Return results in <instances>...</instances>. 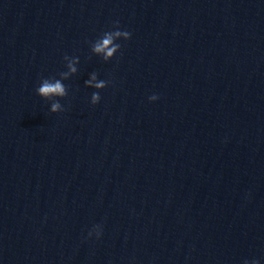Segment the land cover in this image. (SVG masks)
<instances>
[{"label":"clouds","instance_id":"obj_1","mask_svg":"<svg viewBox=\"0 0 264 264\" xmlns=\"http://www.w3.org/2000/svg\"><path fill=\"white\" fill-rule=\"evenodd\" d=\"M123 37V39L127 40L131 38V33L128 31H121L119 30L118 22L116 24V30L105 32L100 40H98L93 45V51L96 53H104L105 59L107 60L109 57H112L114 53H116L121 45L118 43H114L115 40L118 38ZM64 59H68V56H65ZM71 72H75L76 69L73 66L72 63H69L68 65ZM65 78L67 77L68 73H62ZM93 80H95V76H93ZM87 84H91L92 81H86ZM96 88H103L105 87V82L100 81L95 84ZM37 94L43 98H51L52 96H60L64 97L67 95L65 85L62 83L61 80L55 79H43L39 85V87L36 89ZM158 99L156 95H152L149 97V100L155 101ZM100 101V95L99 93H93L91 102L93 104H97ZM61 110V105L59 102H55L51 105V111L57 112ZM89 236H91V233H89ZM99 236V235H98ZM253 264H258V261H253Z\"/></svg>","mask_w":264,"mask_h":264}]
</instances>
